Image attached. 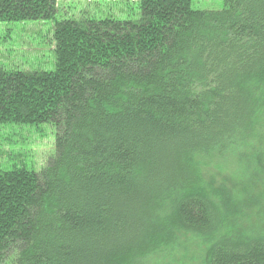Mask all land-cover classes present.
Wrapping results in <instances>:
<instances>
[{
    "label": "trees",
    "instance_id": "16d2710c",
    "mask_svg": "<svg viewBox=\"0 0 264 264\" xmlns=\"http://www.w3.org/2000/svg\"><path fill=\"white\" fill-rule=\"evenodd\" d=\"M58 1L0 0L54 59L0 68V126L56 131L40 171L0 166V264H264V0Z\"/></svg>",
    "mask_w": 264,
    "mask_h": 264
},
{
    "label": "rangeland",
    "instance_id": "374dc122",
    "mask_svg": "<svg viewBox=\"0 0 264 264\" xmlns=\"http://www.w3.org/2000/svg\"><path fill=\"white\" fill-rule=\"evenodd\" d=\"M133 1L59 0L58 3L62 13L67 16L86 12L127 18ZM192 3L200 9H220L223 6V0H192ZM51 33V23L41 20L0 24V68L52 69ZM55 134V127L51 123L0 126V166L7 169L25 166L40 171L54 152ZM176 256L181 257L180 251ZM168 257L172 258V255Z\"/></svg>",
    "mask_w": 264,
    "mask_h": 264
}]
</instances>
